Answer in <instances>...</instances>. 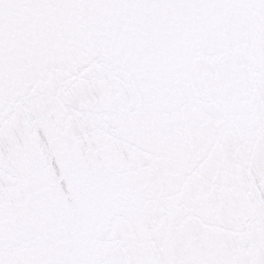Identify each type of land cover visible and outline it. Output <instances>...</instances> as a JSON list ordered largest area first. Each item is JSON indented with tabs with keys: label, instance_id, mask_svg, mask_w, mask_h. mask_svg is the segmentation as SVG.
<instances>
[{
	"label": "snow or ice",
	"instance_id": "1",
	"mask_svg": "<svg viewBox=\"0 0 264 264\" xmlns=\"http://www.w3.org/2000/svg\"><path fill=\"white\" fill-rule=\"evenodd\" d=\"M0 264H264V0H0Z\"/></svg>",
	"mask_w": 264,
	"mask_h": 264
}]
</instances>
